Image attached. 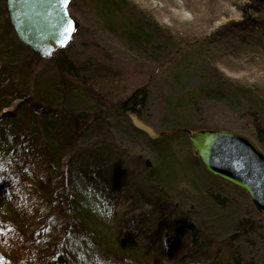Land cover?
I'll return each instance as SVG.
<instances>
[{
	"label": "trees",
	"instance_id": "obj_1",
	"mask_svg": "<svg viewBox=\"0 0 264 264\" xmlns=\"http://www.w3.org/2000/svg\"><path fill=\"white\" fill-rule=\"evenodd\" d=\"M258 1L264 5V0H251L243 9L241 20L220 26L209 36L193 38L198 43L202 40L195 51L204 52V46L216 50L223 47L224 54L228 55L232 49L241 46L263 61L264 16L263 7H256ZM124 3V0H97L93 6L103 13L119 10L125 7ZM229 28L236 34H227ZM254 30H261L257 44L252 38L251 31ZM132 39L149 42L150 37L143 31H134ZM63 51L56 50L52 57L41 58L20 44L8 23L5 0H0V245L6 250L2 263L195 264L201 259L205 264H212L206 253L195 261L194 253L207 241H203L196 225L185 213L176 216L173 207L170 212L162 211L165 202L156 201L164 197H144L142 194L148 193L137 190L138 185L133 194H140L142 200H134L133 194H129L133 187L129 180L148 178L154 185H162V174L166 175V170L174 164H183L182 161L176 163L174 153L170 151L171 147L180 149L182 145L190 150L188 135L183 130L185 126L179 124L166 135L150 139L132 125L129 114L138 118L146 107L151 90L149 83L131 92L124 101L109 103L110 111L129 116L125 122L131 133L126 129L127 133L143 139L147 150L162 159L155 170L153 167L144 172L146 179L141 177L143 174H137L129 167L133 160L141 161L140 157L129 149L128 153L123 139L110 132L114 130L121 135L122 124H112L110 129L111 123L105 122L107 115L101 110L71 108L75 105L71 89L81 93L86 83L81 67ZM186 52L178 51L180 62L190 61L189 52ZM195 58L200 59L197 55ZM42 61L48 62L57 72L59 83H66V89L61 90L60 84L43 79ZM191 65L188 63L187 66ZM220 86L217 90L210 89L215 92L216 102L228 105V110L235 114L240 112L237 109L244 108L249 119L247 132L262 150L264 90L258 85L247 86L230 80L220 82ZM208 88V85L199 86L197 94H206ZM101 123L104 128L98 126ZM187 127L191 132L215 128L206 123ZM166 161L169 167H165ZM203 171L217 187L240 190L208 174L204 168ZM221 190L210 192L211 202H208L226 203V198L220 196ZM134 203L139 209L134 217L118 216V206L129 204L131 207ZM163 218L161 230L153 228V222ZM261 218L244 217L236 223V229L241 236L248 237L260 227L257 222ZM182 241L183 246L179 244ZM214 255L217 257L216 253ZM237 259H233L234 264H251L239 263Z\"/></svg>",
	"mask_w": 264,
	"mask_h": 264
},
{
	"label": "rangeland",
	"instance_id": "obj_2",
	"mask_svg": "<svg viewBox=\"0 0 264 264\" xmlns=\"http://www.w3.org/2000/svg\"><path fill=\"white\" fill-rule=\"evenodd\" d=\"M96 1L70 0L68 5V12L78 23V27L64 48L63 54L72 58L81 67V74L86 83L81 93L71 89L72 102L75 104L71 108L75 110L97 108L107 115L105 122L110 121L111 125L107 123L110 129L113 128L112 124L123 125L124 131L121 135L124 136L115 133L114 130L110 132L116 135V138L123 139L121 141L128 153L132 150L133 154L140 157L141 161L132 159L134 162L129 164L132 171L143 174L141 177L144 176L146 179L144 172L153 167L155 170L162 159L147 150L143 139L127 133L126 129H129V133L131 129L126 125L125 119L130 115L136 117L137 115L133 113L126 117L122 113L119 115L109 110V103L124 101L131 92L146 83L151 85V90L147 105L138 114V119L159 136L168 133L179 124L185 126L183 129H187L190 125L206 123L213 125L214 130L232 131L252 138L246 129L249 119L244 108L237 109L240 112L236 114L231 113L228 105L216 102L213 97L215 92L210 89L217 90L221 87L220 82L230 80L247 86L258 85L264 90V60H257L253 56V51L241 46L232 49L233 53L230 51L228 55L224 54L223 47L216 50L209 46L202 47L204 52L197 53L194 48L201 46L202 40L198 43L193 39L209 36L220 26L224 27L229 22L241 20L243 9L251 0H124L125 7L119 10L110 9L103 13L97 12L93 6ZM257 5L263 7L264 16V5L259 4V1L256 7ZM134 31L147 33L150 37L149 42L133 40ZM252 32V38L256 39L253 42L257 44L261 30ZM227 34L236 33L229 28ZM191 49L194 51L191 52ZM180 50L182 54L189 52L191 62L189 60L180 62L178 56L181 55L178 53ZM195 54L200 57L199 60H196ZM42 62L43 79L60 84L61 90L66 89L67 84L59 83V75L50 64ZM188 63L192 64L191 67L187 66ZM194 71L198 73L195 74ZM201 85H208L209 92L198 95ZM97 98L99 100H96ZM261 118L264 119V114ZM98 126L104 128V123ZM187 130L190 131L189 128ZM137 144H143L142 148L136 147ZM179 148L171 147L170 152L174 153L176 163L182 161L183 164H174L171 167L166 161L165 167L170 168L166 170V175L161 176L162 185L156 183L154 185L148 178L134 181L126 177L134 187L130 188L129 194H133L138 185L140 188L137 190L149 194L143 193L144 197L151 199L164 197L158 201L154 198L157 203L165 202L161 206L162 211L170 212L173 207L176 216L185 213L186 218L196 225L203 241H207L194 253L195 261L206 253L212 264L218 262L234 264L233 259L236 257L239 263L264 264V218L257 222L260 227L254 230L252 235L241 236L236 229V223L244 217L259 219L261 216L253 208L247 195L242 190L233 191L230 187H217L214 180L205 174L202 164L192 154L190 147V150L183 145ZM260 148L264 155V143ZM178 165L179 167H176ZM219 189H222L220 196L226 198V203L218 204L212 201L211 204L209 193ZM138 195L141 196L133 194L134 200H140L142 196ZM201 200H204L203 206ZM135 204L131 207L129 204L118 206V216L122 215L124 219L131 215L134 217L139 210ZM164 220L165 218L153 222V228L161 230L160 225ZM77 236L80 237L79 234ZM179 244L183 246V241ZM5 251L0 245V264H4L2 262L5 260ZM214 259L218 260L214 262ZM205 263L199 259L195 264Z\"/></svg>",
	"mask_w": 264,
	"mask_h": 264
},
{
	"label": "water",
	"instance_id": "obj_3",
	"mask_svg": "<svg viewBox=\"0 0 264 264\" xmlns=\"http://www.w3.org/2000/svg\"><path fill=\"white\" fill-rule=\"evenodd\" d=\"M69 3L70 0H5L8 23L17 41L41 58H50L56 50L64 49L78 27L68 12ZM130 120L150 139L158 138L159 134L136 116L130 115ZM183 130L192 154L205 171L242 190L264 218V155L252 139L227 130Z\"/></svg>",
	"mask_w": 264,
	"mask_h": 264
},
{
	"label": "snow or ice",
	"instance_id": "obj_4",
	"mask_svg": "<svg viewBox=\"0 0 264 264\" xmlns=\"http://www.w3.org/2000/svg\"><path fill=\"white\" fill-rule=\"evenodd\" d=\"M71 29V26H69V30Z\"/></svg>",
	"mask_w": 264,
	"mask_h": 264
}]
</instances>
